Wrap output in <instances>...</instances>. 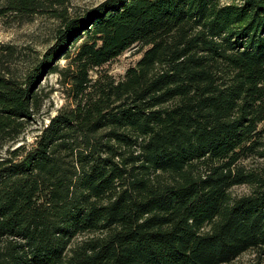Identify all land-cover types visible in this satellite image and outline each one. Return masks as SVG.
Segmentation results:
<instances>
[{"label":"trees","instance_id":"16d2710c","mask_svg":"<svg viewBox=\"0 0 264 264\" xmlns=\"http://www.w3.org/2000/svg\"><path fill=\"white\" fill-rule=\"evenodd\" d=\"M69 7L0 0L8 24L59 20L43 52L0 42V264L264 257V170L242 164L264 158V0ZM131 48L124 75L103 69ZM51 74L65 104L20 143Z\"/></svg>","mask_w":264,"mask_h":264},{"label":"rangeland","instance_id":"374dc122","mask_svg":"<svg viewBox=\"0 0 264 264\" xmlns=\"http://www.w3.org/2000/svg\"><path fill=\"white\" fill-rule=\"evenodd\" d=\"M101 1L102 0H68L70 6L69 10L70 12L78 11ZM58 25L59 20L57 18L46 14H39L35 16L33 20L23 23L14 22L8 24L5 20L0 19V42L14 43L22 48L24 53H32L31 50L43 52L53 42ZM136 52L137 48L127 50L116 60L104 65L103 69L119 78L141 57V54ZM58 79V75L51 74L43 81V85L47 90L51 91L50 97L46 102L43 113L38 117V120L29 127L20 143H32L36 134L39 132V128H41L44 123H48L49 116L54 115L57 110L65 104L64 93ZM242 164L247 170H264V158L260 157V155L248 157L242 161ZM251 190L252 187L250 185L244 184L232 187L231 192L233 195L241 196L250 193ZM226 264H264V257L258 258L255 253L246 252L234 262Z\"/></svg>","mask_w":264,"mask_h":264}]
</instances>
